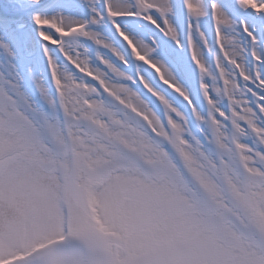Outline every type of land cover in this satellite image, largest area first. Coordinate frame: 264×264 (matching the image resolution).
I'll return each instance as SVG.
<instances>
[{"label": "snow or ice", "instance_id": "6c2138e0", "mask_svg": "<svg viewBox=\"0 0 264 264\" xmlns=\"http://www.w3.org/2000/svg\"><path fill=\"white\" fill-rule=\"evenodd\" d=\"M0 264H264V0H0Z\"/></svg>", "mask_w": 264, "mask_h": 264}]
</instances>
